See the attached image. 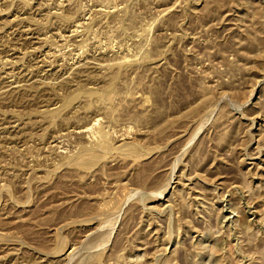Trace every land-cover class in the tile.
I'll return each instance as SVG.
<instances>
[{
	"label": "rangeland",
	"instance_id": "rangeland-1",
	"mask_svg": "<svg viewBox=\"0 0 264 264\" xmlns=\"http://www.w3.org/2000/svg\"><path fill=\"white\" fill-rule=\"evenodd\" d=\"M0 264H264V0H0Z\"/></svg>",
	"mask_w": 264,
	"mask_h": 264
}]
</instances>
